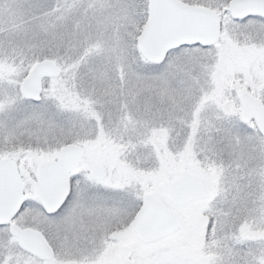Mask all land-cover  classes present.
Returning a JSON list of instances; mask_svg holds the SVG:
<instances>
[{"label": "snow or ice", "instance_id": "6c2138e0", "mask_svg": "<svg viewBox=\"0 0 264 264\" xmlns=\"http://www.w3.org/2000/svg\"><path fill=\"white\" fill-rule=\"evenodd\" d=\"M0 264H264V0H0Z\"/></svg>", "mask_w": 264, "mask_h": 264}]
</instances>
